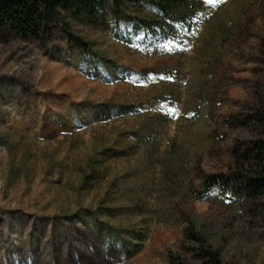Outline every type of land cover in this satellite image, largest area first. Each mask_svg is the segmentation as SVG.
I'll use <instances>...</instances> for the list:
<instances>
[{"label":"rangeland","instance_id":"rangeland-1","mask_svg":"<svg viewBox=\"0 0 264 264\" xmlns=\"http://www.w3.org/2000/svg\"><path fill=\"white\" fill-rule=\"evenodd\" d=\"M206 5L160 52L78 26L106 65L0 41V264H172L189 221L227 264H264V206L200 195L257 137L234 121L264 95V0Z\"/></svg>","mask_w":264,"mask_h":264},{"label":"trees","instance_id":"trees-1","mask_svg":"<svg viewBox=\"0 0 264 264\" xmlns=\"http://www.w3.org/2000/svg\"><path fill=\"white\" fill-rule=\"evenodd\" d=\"M224 0H217L221 3ZM207 0H0V41L13 37L34 40L50 57L59 53V41L70 46L86 63L102 62L101 55L78 30L92 26L160 52L169 42L181 40L206 15ZM102 65L107 62L100 63ZM96 74V73H95ZM161 79L152 68L136 72L131 81L148 83ZM250 128L257 137L232 151L228 173L210 174L203 183L202 198L214 191L233 192L245 201L264 206V95L255 109L234 121ZM184 253H169L172 264H227L221 250L189 221L183 229ZM115 234V233H114ZM139 246V244H138ZM139 248L136 245V252Z\"/></svg>","mask_w":264,"mask_h":264},{"label":"snow or ice","instance_id":"snow-or-ice-1","mask_svg":"<svg viewBox=\"0 0 264 264\" xmlns=\"http://www.w3.org/2000/svg\"><path fill=\"white\" fill-rule=\"evenodd\" d=\"M207 2H208L209 4H214V3L217 2V0H207Z\"/></svg>","mask_w":264,"mask_h":264}]
</instances>
